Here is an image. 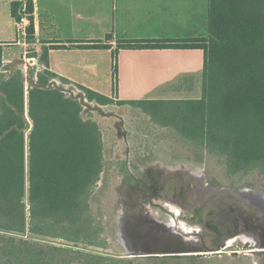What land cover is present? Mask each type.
<instances>
[{
    "label": "trees",
    "instance_id": "trees-1",
    "mask_svg": "<svg viewBox=\"0 0 264 264\" xmlns=\"http://www.w3.org/2000/svg\"><path fill=\"white\" fill-rule=\"evenodd\" d=\"M17 9L13 4L15 19ZM207 30V38L125 42L119 47L203 50L201 99L118 105L141 110L155 126L171 127L186 143L219 156L229 173L256 169L264 174V0H208ZM28 34L31 39L33 27ZM39 61L47 67L46 52ZM4 77L0 75V231L95 245L90 201L104 166L98 123L83 117L84 108L64 93L25 90L20 69ZM36 77L40 86L56 79L47 70ZM80 90L89 104L111 103L102 95ZM26 98L31 121L27 135ZM59 251L0 234V264H53ZM84 258L85 264L106 260L90 253Z\"/></svg>",
    "mask_w": 264,
    "mask_h": 264
},
{
    "label": "rangeland",
    "instance_id": "rangeland-1",
    "mask_svg": "<svg viewBox=\"0 0 264 264\" xmlns=\"http://www.w3.org/2000/svg\"><path fill=\"white\" fill-rule=\"evenodd\" d=\"M29 52H35L33 45L19 50L14 67L24 73L25 90L31 83L38 84L41 69L40 61L25 58ZM63 88L74 96L83 94L72 86ZM25 104L27 135L31 129L27 98ZM102 112L106 116L87 109L82 112L98 123L104 144L103 172L90 201L96 244L29 232L0 234L62 249L54 253L53 264H85L87 253L106 259L92 260V264H256L257 257L264 264V222L258 223L259 208L249 194L264 196L263 173L256 169L229 173L219 156L186 143L171 127L155 126L137 110L122 113V118H109L110 112L117 113L113 106ZM226 192L242 193L243 199L252 202L237 209ZM176 209L186 210V217H177ZM186 218L191 227L203 229L186 233L181 225ZM170 224L177 236L169 234Z\"/></svg>",
    "mask_w": 264,
    "mask_h": 264
},
{
    "label": "crops",
    "instance_id": "crops-1",
    "mask_svg": "<svg viewBox=\"0 0 264 264\" xmlns=\"http://www.w3.org/2000/svg\"><path fill=\"white\" fill-rule=\"evenodd\" d=\"M23 2L31 39L28 33L18 35L12 15V5ZM207 18L208 0H0V75L10 77L18 51L33 45L37 61L46 52L47 67L41 65L40 71L55 75L51 81L61 87L108 98L110 104H92L101 110L113 106L117 113L109 118H122L129 110L143 113L120 102L199 100L203 50L119 47L207 38ZM93 45L105 48H86ZM7 59H12L9 65Z\"/></svg>",
    "mask_w": 264,
    "mask_h": 264
},
{
    "label": "flooded vegetation",
    "instance_id": "flooded-vegetation-1",
    "mask_svg": "<svg viewBox=\"0 0 264 264\" xmlns=\"http://www.w3.org/2000/svg\"><path fill=\"white\" fill-rule=\"evenodd\" d=\"M193 186L194 185H192V187ZM226 193L230 197V202L232 203L233 207H236L237 209H241V208H239V206H245L246 207L249 202H252V200L249 201L247 199H243L242 198V193H237V192H226ZM249 194L251 196L255 197V198H253L255 200L253 202L256 203L257 204L256 207L259 208V209L256 210V213L259 216L258 223L261 224V222H264V196L256 194V193H252V192H249ZM261 204H263V205H261ZM230 210L232 211L231 207H230ZM234 214H235L236 217H238L237 220L235 221L238 224L239 223L238 219L240 218V216H239V214H238V212L236 210H235ZM175 215L177 217H182V219H183L184 217H186L185 216L186 215V210L184 211L182 209H179V210L176 209L175 210ZM247 219H250V217H247ZM253 219L254 218L252 217V220ZM181 225L183 226V229H186V233L200 232L203 229V228H201V226L191 227L187 218H186V220H182ZM174 227L175 226L173 224L169 225V228L173 229ZM255 263L259 264V258L258 257L255 258Z\"/></svg>",
    "mask_w": 264,
    "mask_h": 264
},
{
    "label": "water",
    "instance_id": "water-1",
    "mask_svg": "<svg viewBox=\"0 0 264 264\" xmlns=\"http://www.w3.org/2000/svg\"><path fill=\"white\" fill-rule=\"evenodd\" d=\"M37 56H38L37 52H29V53H26V54H25V58H26V59H28V58H30V59L35 58V59H36ZM17 64H20V63H17ZM11 73H12V71H11ZM31 87H33V88H42V89H45V90L50 89V88L53 87V89H55V90H57V91H59V92H61V93H64V94L68 93V94H69V98L72 99V100H74V101H78L79 104H80L84 109H87V110L90 111V112H98V113L104 115V113L102 112V110H101L99 107H94V106H92L91 104H89V103L86 101L85 96H84L83 94H79V95L74 96V95H72L71 93H69L68 90H65L63 87H61V86H59V85H56V84L54 85L53 83H50L48 86H40V85H38V84L31 83ZM174 236H177V235H174ZM194 242H195V241H193V243H194ZM181 244H182V243H181Z\"/></svg>",
    "mask_w": 264,
    "mask_h": 264
},
{
    "label": "built area",
    "instance_id": "built-area-1",
    "mask_svg": "<svg viewBox=\"0 0 264 264\" xmlns=\"http://www.w3.org/2000/svg\"><path fill=\"white\" fill-rule=\"evenodd\" d=\"M30 26V13L27 5L23 2L17 9L16 29L21 38H26Z\"/></svg>",
    "mask_w": 264,
    "mask_h": 264
},
{
    "label": "bare ground",
    "instance_id": "bare-ground-1",
    "mask_svg": "<svg viewBox=\"0 0 264 264\" xmlns=\"http://www.w3.org/2000/svg\"><path fill=\"white\" fill-rule=\"evenodd\" d=\"M162 228V227H161ZM169 234H172L171 236L177 235L176 232H174V229L169 228ZM172 240V239H171ZM172 246V245H171Z\"/></svg>",
    "mask_w": 264,
    "mask_h": 264
}]
</instances>
